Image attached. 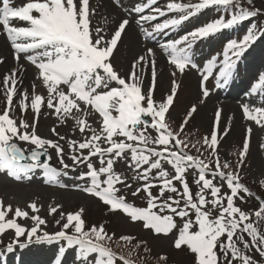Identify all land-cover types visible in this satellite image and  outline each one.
<instances>
[{
	"label": "rangeland",
	"instance_id": "obj_1",
	"mask_svg": "<svg viewBox=\"0 0 264 264\" xmlns=\"http://www.w3.org/2000/svg\"><path fill=\"white\" fill-rule=\"evenodd\" d=\"M1 1L8 3L9 0ZM11 1L21 7L32 0ZM207 1L206 4L215 2ZM109 3L121 11L124 19L129 18L128 10L134 6V3L119 0H109ZM256 6L263 9L264 2ZM60 8L64 9L66 17L59 11L58 17L67 26L70 37L74 30L87 39L86 31H96L108 23L106 18H99L88 0L64 1ZM211 10L202 9L199 18L194 20L195 26L216 16L217 8ZM53 12L54 9H50L49 16H53ZM258 18H261L260 11L254 12L241 28L242 42L252 43L243 53L245 58L240 69L244 71H240L236 82L243 80V76L252 78H247L240 94L219 92L212 85L202 91L198 85L202 70L179 73L180 67L172 52L175 46L159 48L151 40L144 41L132 23L121 33L115 31V21H111L109 31L100 43L107 59L105 64L111 66L114 75L123 79L127 86L136 89L131 101L120 96L124 90L119 85L107 83L102 68L75 39L62 42L56 37L52 39L54 47L48 48L50 53L44 50L42 54L36 51L22 54L19 57L21 66L37 72V77L47 81L43 85L50 91L44 94L36 84H28L20 89L12 108L4 112L6 88L0 86V127L16 123L24 128L22 132L28 128L29 136L18 141L23 148L39 133L48 138L55 136L59 145L56 158L64 163L61 170L65 173L51 175L45 171H22L14 174L19 176L15 179L9 172L0 170L3 180L0 185V264L3 261L8 264H51L56 257H65L63 264H112L114 258L110 254H106L110 256L106 260L99 259L104 252L94 243L76 239L78 247H67L68 238H77L76 231L80 229L83 217L88 215L91 221L88 228L103 218L106 222L110 219L108 229L114 231L111 237L119 244L125 238L132 242L140 237L147 241L152 255L170 253L175 264H188L191 256L182 245L185 240L181 239L179 244L182 246L176 245L175 250L176 237L171 236L172 230L161 223L156 212L150 208L135 211L129 206L113 208L106 205V201L88 195L90 192L86 190L103 191L111 187L109 194L122 198L129 205L146 197H151L150 201L159 198L155 201L162 206L173 204V201L175 205L183 206L189 200L200 198V210L216 213L220 206L230 208L229 204H237L241 193L235 175L242 176L246 182L264 184V84L249 86L255 78L264 76V29L262 34L256 35V28L257 32L262 31L258 25L264 18ZM0 20V37L10 42L11 24L2 20L1 13ZM26 23H19L24 32L29 29ZM177 33L180 36L186 31L182 29ZM158 36L162 37V34ZM227 37L231 35L213 37L195 46L192 58L199 69L218 53V41L223 43ZM131 41L135 44L131 45ZM29 43H33L32 40L25 42ZM88 63L93 68L83 71ZM101 92V106L95 107L92 98ZM48 98L53 101V106H62L51 117L41 114L43 102ZM173 98L176 99L170 109L171 121L186 122L188 127L185 128L205 145L204 160L209 165L196 162L191 153L183 152L158 121L157 112ZM74 100L84 109L73 112L70 101ZM101 107L105 114H99L97 108ZM142 116H146V122ZM49 118L53 120L45 121ZM119 122L128 124L125 132L118 130L115 123ZM89 173L92 176L86 178ZM198 175V181L194 182ZM190 177L192 181H186ZM109 182L114 186H109ZM183 182L185 188L170 186ZM187 182L193 183L188 185ZM141 208L146 207L142 205ZM165 211L169 215L172 213L171 208ZM13 224H18L22 232L12 231ZM178 232L174 229L175 236ZM204 232L206 235L213 230ZM51 238L56 240L49 243ZM11 248H15V255L10 254L12 258L8 260L5 252ZM194 249L199 257V250ZM51 251H56L57 256L49 254ZM208 251L210 248L202 250L200 257H209Z\"/></svg>",
	"mask_w": 264,
	"mask_h": 264
},
{
	"label": "trees",
	"instance_id": "obj_2",
	"mask_svg": "<svg viewBox=\"0 0 264 264\" xmlns=\"http://www.w3.org/2000/svg\"><path fill=\"white\" fill-rule=\"evenodd\" d=\"M259 2H264V0H230V2L229 0H224L221 6L224 7V10L231 11L232 9L229 7H239L240 11L242 10L247 13L249 11H260L261 18H264L262 15L264 6L263 9H259L256 6ZM225 15L226 14H224V16ZM228 17H230V15H226L224 18L221 16V20L223 21ZM169 115L170 114L165 116L167 119L166 125L185 146L184 148L192 150L198 157L203 156L206 149L203 142L194 138L192 133L186 129L188 126L185 121L174 123L169 118ZM247 160L248 158H245V161ZM238 178L240 183L239 193H241V195L237 203L238 207L241 208L239 213L244 216L242 222L239 214H233L228 207L224 208L220 206L216 213L203 209L200 210L198 208L200 203L199 198H195L190 202L188 207L190 210H187V212L191 214L188 215L184 213L178 215L173 223L171 221L170 226L173 229L177 228L179 234H183V228L189 230L195 228L197 238H194L196 240L194 244H197L199 247H204L212 243V238L217 236V246L212 253L211 260H219V264H264V184L246 182L242 176H238ZM164 210L165 209H160L162 218H166L163 213ZM108 213L111 214L109 211ZM86 217L90 216L88 215ZM85 222L91 224L88 218H86ZM109 223L110 219L106 222L105 218H103L101 222L91 225V229L88 233L92 234L89 236L93 237L100 244L116 251L120 258H125L127 260L125 262L119 259V264H175L170 253L166 254L159 252L157 256L152 255L149 252L148 245L145 243L147 242L146 240L134 238L131 242V240L129 241L125 238V241L119 244V242L111 237L114 231L108 229ZM200 224L212 229L213 232L202 237L204 227ZM81 231L85 233L86 230L82 227ZM227 240L229 243L226 244L229 246L224 245V242ZM183 245H185V252L191 256V259L188 258V264H204L198 259V252L188 241ZM177 246H174L175 250H177ZM225 247H231V252L230 250L227 251ZM139 253L144 254V259Z\"/></svg>",
	"mask_w": 264,
	"mask_h": 264
},
{
	"label": "bare ground",
	"instance_id": "obj_3",
	"mask_svg": "<svg viewBox=\"0 0 264 264\" xmlns=\"http://www.w3.org/2000/svg\"><path fill=\"white\" fill-rule=\"evenodd\" d=\"M70 3L76 2L78 0H67ZM90 1V6L91 8L99 15V18L104 17L106 18L105 21L108 22L107 25L105 26H101V28L97 29L96 31H92L91 29L86 31L87 32V39H83L81 36H77L76 32L73 30V39H77L79 41H81L83 44H85L86 46H89L91 49L95 50L98 52V54L95 56L97 58H99L100 60L104 59V54L102 52V49L100 48L101 45V41L105 38L106 33L109 31L108 25L110 24L111 21H115L114 25H115V31L121 32L122 33V26L120 24V21L122 19V14L115 10L112 5L107 1V0H88ZM148 7L147 4H143V6H141V4H139V9L144 10ZM205 10H209V7H206ZM132 13H135L137 11V7L136 6H132L131 10ZM8 19H11L10 16H7ZM55 19V18H54ZM58 30H60V24L57 25ZM126 31V30H125ZM47 33V31H45V34ZM54 36H59L58 32H55L53 35ZM28 39H32L34 40V44L33 45H25V41H19L17 45H14L12 49H15L19 52H25L27 50H35V51H39L42 49H45L46 47V37L45 35H37V34H33V35H29L26 36ZM66 38V37H64ZM136 42V41H135ZM130 44H135L133 41L130 42ZM49 47V46H48ZM10 48V45L3 41L0 38V84H2V81L4 79H11L14 84H13V89H12V96L17 97L18 93H19V89L21 85H27V84H36L37 86H39L42 90L43 93H49L50 89L48 87H45L43 85V83L41 82V80L39 79V77H37V74L32 71L29 67L23 68V66H21L20 64V60L18 57H15L12 55V50ZM131 50H134L133 47H131ZM41 51L39 52L40 54H42ZM48 53H50V51H48ZM254 60V58H253ZM108 81H110L111 83L114 82V78L111 75L107 76ZM61 91V90H58ZM65 99H68L65 96ZM48 102V103H47ZM47 102H43V107H42V111H43V115H49L52 116L54 114V112L58 109L57 107L53 106V101L48 98ZM70 105L72 106V111L73 112H80L81 110H83V106L81 104H78L77 102L75 103L74 101H70ZM57 108V109H56ZM45 121L50 122V118L46 119ZM26 133V132H24ZM15 137H21L19 133H17L16 136H11V132L8 131H3L0 129V145H2L3 143L7 142V141H14ZM35 139V138H34ZM56 138H48L47 135H37L36 140H32L31 143L29 144V147H37L40 145L45 146L46 148H55L57 146V142L55 140ZM3 157V153L0 150V158ZM51 160H49V162L46 164L45 169H49L51 167H57L58 165H60V162L58 161V159L56 157H52L50 156ZM37 171H41L43 170V168H41L40 166H37L35 168ZM29 200H31V198H29ZM56 240V238H51L49 240V243H52ZM70 247H78L75 244H69ZM71 249V248H70ZM10 253H15L14 251H11ZM57 252L56 251H51L49 254L51 255H55ZM67 254V252H66ZM12 255H8L7 259L11 260Z\"/></svg>",
	"mask_w": 264,
	"mask_h": 264
}]
</instances>
